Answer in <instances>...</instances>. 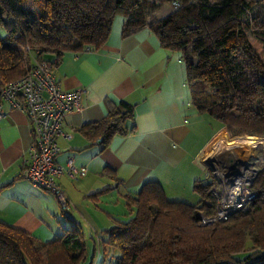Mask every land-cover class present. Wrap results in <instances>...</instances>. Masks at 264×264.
<instances>
[{
  "label": "trees",
  "instance_id": "16d2710c",
  "mask_svg": "<svg viewBox=\"0 0 264 264\" xmlns=\"http://www.w3.org/2000/svg\"><path fill=\"white\" fill-rule=\"evenodd\" d=\"M163 1L173 0H0V87L28 71L30 55L55 65L46 54L58 58L65 51L99 48L122 15V35L148 27L164 47L180 52L198 111L231 135L264 137V58L247 33L252 24L264 45V9L258 10L264 3L254 8L258 1L176 0L179 6L166 16H151ZM132 119V105L122 101L93 127L103 142L132 129ZM213 185L212 178L196 180L192 188L199 200L187 203L167 199L158 182L144 183L127 199L132 216L103 230L107 237H91L92 256L100 249L118 250L114 264H264V168L242 209L227 220L200 224L199 213H215ZM87 246L75 225L39 242L0 221V264H82Z\"/></svg>",
  "mask_w": 264,
  "mask_h": 264
},
{
  "label": "crops",
  "instance_id": "0c3cea01",
  "mask_svg": "<svg viewBox=\"0 0 264 264\" xmlns=\"http://www.w3.org/2000/svg\"><path fill=\"white\" fill-rule=\"evenodd\" d=\"M122 25L123 19L113 21L97 49L65 51L58 58L45 55L56 61L54 76L61 89L86 90L80 108L64 115L62 129L71 137H57L55 162L65 167L72 156L76 169L85 168L75 178L58 177L67 198L64 209L52 194L23 177L31 125L25 112L0 97V221L39 242L61 236L72 225L89 238H105L102 231L115 220L132 216L127 199L144 183L158 182L169 200L195 203L199 195L193 184L205 182L207 172L211 176L206 162L227 133L225 126L192 104L179 51L164 47L148 27L122 35ZM122 101L133 107V119L127 121L132 129L97 143L102 135L93 126ZM98 253L93 264H100L109 251Z\"/></svg>",
  "mask_w": 264,
  "mask_h": 264
},
{
  "label": "built area",
  "instance_id": "2783aa9c",
  "mask_svg": "<svg viewBox=\"0 0 264 264\" xmlns=\"http://www.w3.org/2000/svg\"><path fill=\"white\" fill-rule=\"evenodd\" d=\"M172 4L174 8L179 6L176 0ZM82 93H86V90L61 89L54 76V64L35 58L22 77L0 87V97L12 107L25 112L31 125L32 142L26 153L27 164L23 177L52 194L63 209L67 206V198L58 184V177L67 174L75 178L84 173L85 168L76 169L72 156L67 158L65 167L55 162L59 151L57 137H71L63 131L62 123L67 111L80 108ZM3 115L0 105V117ZM245 138L250 139L246 149L235 145L236 150L237 147L244 149L241 154L234 153L229 158H210L208 165L214 180L211 191L216 200V210L211 217H204L199 213L200 224L227 220L233 212L242 209L254 197L251 185L264 168V138ZM100 142L101 138H98L97 143Z\"/></svg>",
  "mask_w": 264,
  "mask_h": 264
},
{
  "label": "rangeland",
  "instance_id": "374dc122",
  "mask_svg": "<svg viewBox=\"0 0 264 264\" xmlns=\"http://www.w3.org/2000/svg\"><path fill=\"white\" fill-rule=\"evenodd\" d=\"M156 2H158L159 0H154ZM255 1H258L257 4L254 6L257 7L259 4L262 5V3H264V0H255ZM175 8L172 4V1H163L157 8H155L153 11H152V15L151 16H155L156 18H161V17H164L166 16L168 13H170L171 11H173ZM259 9H264V7L262 6H259L258 10ZM123 19V16L122 15H117L115 18H114V23L118 22L119 20ZM247 33H248V37L249 39L251 40L253 46H254V49L255 51H257V53L260 55V57L264 58V45H262V43L255 39V35H258V32L256 30V28L251 24L250 28L247 29ZM0 35L3 36L5 35V31L0 28ZM206 115V114H205ZM208 117V116H207ZM211 119V118H209ZM214 120V119H212ZM216 120V119H215ZM249 137V136H254V137H257L258 139L260 138H264L262 136H256V135H231L229 132H227L226 134L223 135V137L218 141V143L216 144L215 148L213 149V151L211 152L210 154V157H216L218 159L219 156H222V157H230L229 155H238L242 152V150H244L243 148L245 147H248L246 144H249L247 143L245 140L246 138L245 137ZM225 137V138H224ZM227 140V144L229 142H233V144H235L236 146H242V150L241 148H238L237 147V150L236 151H233L231 150L230 146L231 145H227L226 144V147L224 149V151L221 150V144H224V142ZM225 140V141H224ZM233 140V141H232ZM239 140V141H238ZM250 140V139H249ZM236 142V143H235ZM246 143V144H243V143ZM240 143V144H239ZM218 146V147H217ZM234 146V145H233ZM246 149V148H245ZM220 150V151H219ZM229 152H228V151ZM227 152V153H223V152ZM231 153V154H230ZM240 156H244V155H240ZM210 157L208 158V160L210 159ZM240 158H243V157H240ZM212 178V177H211ZM208 172H207V175H204L202 177V180L205 181V182H210L211 180ZM56 199V198H55ZM60 206V204H59ZM210 224V223H208ZM95 237H97V235H95ZM104 238V237H103ZM85 240L87 242V249L90 248V253H89V256H88V259L86 260L88 264L90 263H94L96 260H97V257L99 256V253L98 251H100V249H97L96 253L94 254V256H92V244H93V241L91 240V237L89 238L88 235L85 236ZM118 254V250L114 251V250H110L108 255L104 258V260L101 261L100 264H114V259L115 257L117 256Z\"/></svg>",
  "mask_w": 264,
  "mask_h": 264
},
{
  "label": "bare ground",
  "instance_id": "6f19581e",
  "mask_svg": "<svg viewBox=\"0 0 264 264\" xmlns=\"http://www.w3.org/2000/svg\"><path fill=\"white\" fill-rule=\"evenodd\" d=\"M233 141V140H232ZM239 141V140H238ZM247 143H250V140H249V138H247L246 140H245ZM236 143V142H235ZM244 144H246L245 142H244ZM227 145H231L230 146V148H231V150H233V148H234V151L236 150V148H235V144H233V142H229ZM234 145V146H233ZM228 151V150H227ZM226 152V151H225ZM224 153V152H223ZM241 154V153H240Z\"/></svg>",
  "mask_w": 264,
  "mask_h": 264
},
{
  "label": "water",
  "instance_id": "95a60500",
  "mask_svg": "<svg viewBox=\"0 0 264 264\" xmlns=\"http://www.w3.org/2000/svg\"><path fill=\"white\" fill-rule=\"evenodd\" d=\"M207 164H210V159L209 160H207V162H206Z\"/></svg>",
  "mask_w": 264,
  "mask_h": 264
}]
</instances>
